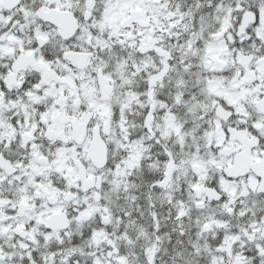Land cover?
Segmentation results:
<instances>
[{"label": "snow or ice", "instance_id": "obj_1", "mask_svg": "<svg viewBox=\"0 0 264 264\" xmlns=\"http://www.w3.org/2000/svg\"><path fill=\"white\" fill-rule=\"evenodd\" d=\"M0 264H264V0H0Z\"/></svg>", "mask_w": 264, "mask_h": 264}]
</instances>
